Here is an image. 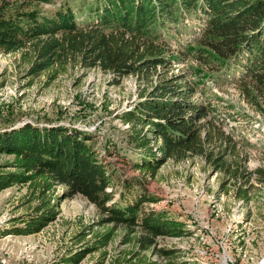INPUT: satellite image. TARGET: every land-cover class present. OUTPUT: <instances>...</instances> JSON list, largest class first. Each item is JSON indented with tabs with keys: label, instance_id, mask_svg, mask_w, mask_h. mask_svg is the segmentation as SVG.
I'll use <instances>...</instances> for the list:
<instances>
[{
	"label": "trees",
	"instance_id": "16d2710c",
	"mask_svg": "<svg viewBox=\"0 0 264 264\" xmlns=\"http://www.w3.org/2000/svg\"><path fill=\"white\" fill-rule=\"evenodd\" d=\"M80 1L87 9L83 20L68 0L49 12L26 4L8 12L9 2L0 0V50L28 56L32 76L52 72L55 79L72 61L82 69L100 68L121 77L134 75L140 84L151 82L134 106L119 115L129 126L128 142L142 153L136 165L143 177H154L169 159L201 157L233 184L237 199L247 203L264 194V167L250 170L242 141L219 119L216 105L193 98L201 83L207 88V79L231 74L242 98L264 117V0ZM184 11L203 22L201 32L187 35L178 49L184 60L190 57L197 64L193 79L189 72L169 74L180 59L170 55L174 40L164 31L180 24ZM93 139L87 131L63 124L26 122L0 131V153L13 156L6 163L11 169L0 171V192L27 187L29 200L37 202L0 236L40 232L57 219L61 200L81 194L98 207L101 224L113 225L96 235L92 246L67 258L70 264L98 249L106 256L120 225L128 228L125 242L133 248L115 258V264H160L149 251L167 264H190L177 260L176 249L158 246L160 237L188 234L183 221L146 211L143 205L152 199L142 191H134L123 205L113 201L112 176ZM138 183L126 181L124 186L131 190ZM58 186L65 189L56 199Z\"/></svg>",
	"mask_w": 264,
	"mask_h": 264
},
{
	"label": "rangeland",
	"instance_id": "374dc122",
	"mask_svg": "<svg viewBox=\"0 0 264 264\" xmlns=\"http://www.w3.org/2000/svg\"><path fill=\"white\" fill-rule=\"evenodd\" d=\"M6 1L8 12L22 4L49 12L66 0ZM68 1L83 20L87 13L83 2ZM183 16L180 24H171L177 27L164 31L174 40L170 55L180 59L169 74L189 72L188 77L193 79L198 66L190 57L184 60L178 49L184 47L187 35L201 32L203 22L191 11H184ZM30 64L21 52L0 50V131L26 122L40 126L63 124L87 131L94 136L92 143L111 173L113 201L123 205L132 200L134 191H142L152 199L144 203L146 211L154 210L186 224L188 234L160 237L159 247L176 249L177 260H188L190 264H264V194L247 203L237 199L233 184L225 182L224 174L214 171L201 157L180 162L169 159L154 177H143L136 165L142 153L128 142L129 126L119 115L134 106L142 88H150L151 82L140 84L134 75L121 77L100 68L82 69L72 61L55 79L50 76L52 72L32 76L28 74ZM206 83L207 88L203 83L197 87L193 98L208 99L216 105L219 119L242 141L250 170L264 167V117L242 98L231 74H220ZM12 159V155L0 153V171L10 170L6 163ZM126 181L141 187L128 190ZM64 189L56 187L55 198ZM29 199L28 188L19 185L0 192V233L14 227V219L31 211L37 202ZM102 217L98 207L81 194L63 199L57 219L40 232L0 236V264H70L67 258L92 246L96 235L112 227L101 224ZM128 232L127 227L118 226L106 256L103 250H94L78 264H98L102 260L103 264H115V258L133 248L132 243L125 242ZM148 255L160 264L168 263L151 251Z\"/></svg>",
	"mask_w": 264,
	"mask_h": 264
}]
</instances>
